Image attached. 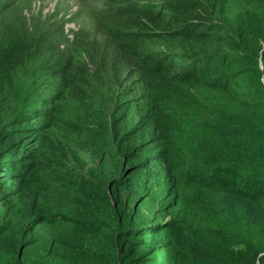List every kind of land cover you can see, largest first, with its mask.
Instances as JSON below:
<instances>
[{
    "label": "trees",
    "instance_id": "obj_1",
    "mask_svg": "<svg viewBox=\"0 0 264 264\" xmlns=\"http://www.w3.org/2000/svg\"><path fill=\"white\" fill-rule=\"evenodd\" d=\"M37 1L0 0V264H264V0Z\"/></svg>",
    "mask_w": 264,
    "mask_h": 264
},
{
    "label": "rangeland",
    "instance_id": "obj_2",
    "mask_svg": "<svg viewBox=\"0 0 264 264\" xmlns=\"http://www.w3.org/2000/svg\"><path fill=\"white\" fill-rule=\"evenodd\" d=\"M93 6L94 3H89ZM87 5L85 0H38L34 5L36 11H43L45 15H67L68 31L77 30L81 24H87V18L85 17V8ZM78 12H83V16L80 17ZM59 16L61 18L62 16Z\"/></svg>",
    "mask_w": 264,
    "mask_h": 264
}]
</instances>
